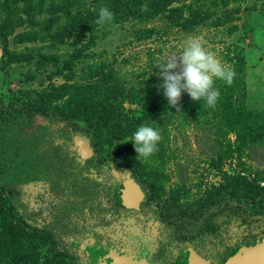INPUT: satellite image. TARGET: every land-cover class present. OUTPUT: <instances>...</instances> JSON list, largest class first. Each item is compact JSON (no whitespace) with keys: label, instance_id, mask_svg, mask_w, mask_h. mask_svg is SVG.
Segmentation results:
<instances>
[{"label":"trees","instance_id":"obj_1","mask_svg":"<svg viewBox=\"0 0 264 264\" xmlns=\"http://www.w3.org/2000/svg\"><path fill=\"white\" fill-rule=\"evenodd\" d=\"M64 2L69 4L68 0ZM237 2L94 0L87 6L72 1L70 5L82 10L60 25L55 17L41 24L51 38L70 41L74 50L66 59L40 55L38 65L45 70L52 68L51 82L40 91H27L22 103L8 106L0 99V264H76L59 249L65 232L58 227L59 233L55 236L47 225L42 245H35L38 231L28 224L33 218L24 215L19 203L23 175L34 179L38 158L46 188L49 193L56 194L64 189L80 188V183L66 179L73 168L114 166L104 165L103 161H119L120 167L143 171L168 168L178 153L172 146L171 131L184 127L213 134L217 147L212 168L221 176L218 185L202 193L195 194L183 185L173 190L172 208L176 216L179 214L190 222L192 240H198L195 248L203 250L207 244H212L217 249V263L222 264L237 249L264 240V171L246 163L252 150L264 148V111L252 109L247 104L245 48L237 43L225 44L221 63L235 76L230 86L223 80L215 81L214 87L220 92L215 108L207 107L203 99L193 101L185 91L179 111L169 105L165 89L160 87L163 84L160 69L167 61L158 59L156 53L149 51L146 66L127 75L116 66L117 60L100 59L91 51L106 34L104 28L108 23L102 26L95 23L101 7L114 14L110 21L114 24L148 23L159 18L163 28L144 27L135 31L140 40H149L159 34L164 38L173 30L196 34L204 29L233 37L240 31L238 22L245 10ZM5 4L8 10L16 7L0 23V43L4 52L0 69L8 72L13 64L34 59L31 53L16 54L9 48V39L17 28L13 16L21 20L20 16L25 13L32 23L34 6L32 0H8ZM28 35H19L16 41L23 42ZM36 76L34 73L28 79L35 80ZM54 77L63 79V83L52 82ZM141 125L151 126L162 139L158 150L140 163L131 140ZM56 139L63 142L58 143ZM80 139H87L91 151L99 155L87 165L77 164L74 155L77 150L73 147ZM28 147L30 150L26 153ZM227 162H231V169L224 171ZM137 174L144 178L148 175L146 172ZM181 199L185 202L179 203ZM213 208L216 210L205 218L206 211ZM70 209L67 204L57 211L60 226L64 227ZM197 221L200 223L196 224Z\"/></svg>","mask_w":264,"mask_h":264},{"label":"flooded vegetation","instance_id":"obj_2","mask_svg":"<svg viewBox=\"0 0 264 264\" xmlns=\"http://www.w3.org/2000/svg\"><path fill=\"white\" fill-rule=\"evenodd\" d=\"M83 140L88 145L87 139L77 141ZM56 142L63 141L56 139ZM74 155L80 165H87L94 156H99L92 151L84 154L76 151ZM39 162L38 158L33 180L23 175L19 203L24 215L33 218V222H27L31 228L37 229L39 239H42L47 225L55 236L59 233L57 227L65 232L59 249L76 264H185L183 257L193 254L207 264H218L214 261L217 249L207 244L203 250H197L195 243L198 240H192L190 222L179 214L175 215L173 190L178 185L187 184L173 181L168 168L143 171L120 167L119 161H103L104 165L114 166L73 168L66 179L80 183V188L53 194L46 188ZM137 172L148 175L144 178ZM128 182L138 189H132L127 197L134 199L125 204L121 192ZM189 188L193 191L192 187ZM139 194L142 197L137 202ZM182 202L185 200L181 199L179 203ZM67 204L71 209L63 227L57 221L56 213ZM211 246L215 249L213 253Z\"/></svg>","mask_w":264,"mask_h":264},{"label":"rangeland","instance_id":"obj_3","mask_svg":"<svg viewBox=\"0 0 264 264\" xmlns=\"http://www.w3.org/2000/svg\"><path fill=\"white\" fill-rule=\"evenodd\" d=\"M6 1L8 0H0V23L16 8L8 10ZM64 1L32 0L34 6L32 23L28 22L30 18L25 13L20 16L21 20L19 17L13 16L17 28L14 36L9 39V48L16 54L31 53L34 59L29 62L24 60L20 64H13L8 68V72L0 69V99H3L6 105L22 103L26 99L27 91L32 89L40 91L51 82L52 68L45 70L38 65L41 60L40 55H55L66 59L72 54L74 47L71 46L70 41L51 38L52 36L42 30L41 24L47 22L50 17H55L60 25L69 16L82 10L70 5L72 1L89 6L94 0H68L69 4ZM237 3L245 10L242 13V19L238 22L240 31L233 37H228L213 29H204L196 34H185L180 30H173L164 38H161L162 35L159 34L149 40H140L135 31L144 27L163 28L162 21L156 18L148 23L114 24L109 22L104 28L105 36L91 51L95 52L100 59L117 60L116 66L122 69L123 73L129 75L133 70L146 66L150 57L149 51L156 53L158 59L163 58L165 61L173 56L179 57L189 37H199L205 48L212 52L220 62L224 58L225 44H240L245 48L247 57V104L252 109L264 111V0H238ZM18 7L19 9L23 8V6ZM61 7L64 10H60ZM52 31H56V26ZM28 33L29 35L23 42L16 41L19 35L25 36ZM3 54V46L0 43V58L3 57ZM127 59L129 61L125 62ZM176 71H180V69L178 68ZM34 73L37 75L36 79L29 80L28 77ZM52 82L59 85L63 83V79L54 77ZM23 131L26 130L23 128ZM36 131L34 128V132ZM171 139L172 146L178 149L176 159H173L168 166L170 171L168 175H171L173 181L187 184L188 187H192L193 193L196 191L202 193L205 189L221 182V176H218L212 168V161L216 155L214 149L217 146L210 131L204 132L193 127L172 129ZM73 149L82 154L91 151L85 140L77 141ZM29 150V147L26 148V153ZM246 163L248 166L264 171V148L252 150ZM231 165V162H227L224 171H229ZM199 185L201 186L198 187ZM249 208L253 211L252 206ZM215 210L213 208L212 211ZM210 211L205 217L211 215ZM231 229L234 232L237 231L235 227ZM40 243L42 244V239H38L35 245L39 246ZM210 250L212 253L215 251L212 246ZM214 261L217 263V258Z\"/></svg>","mask_w":264,"mask_h":264},{"label":"clouds","instance_id":"obj_4","mask_svg":"<svg viewBox=\"0 0 264 264\" xmlns=\"http://www.w3.org/2000/svg\"><path fill=\"white\" fill-rule=\"evenodd\" d=\"M114 14L106 7L99 9L97 25H105L112 21ZM180 71H174L176 69ZM165 89L164 95L171 107L179 111L182 92H187L193 101L202 99L206 106L215 108L220 92L215 89L217 79L225 81L227 85L233 83L235 73L227 70L215 55L207 50L199 37H189L179 57L168 58L160 69ZM160 133L151 126L141 125L133 134L131 142L139 154L140 163L151 157L161 141Z\"/></svg>","mask_w":264,"mask_h":264},{"label":"water","instance_id":"obj_5","mask_svg":"<svg viewBox=\"0 0 264 264\" xmlns=\"http://www.w3.org/2000/svg\"><path fill=\"white\" fill-rule=\"evenodd\" d=\"M132 189L137 190L138 187L131 182H128L123 186L121 195L125 204H130V200L134 199L127 197ZM138 197L139 198H136L137 202L142 197L141 194H139ZM183 259L185 264H207L196 254L185 255ZM224 264H264V240L254 246L237 249Z\"/></svg>","mask_w":264,"mask_h":264}]
</instances>
